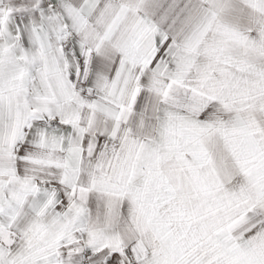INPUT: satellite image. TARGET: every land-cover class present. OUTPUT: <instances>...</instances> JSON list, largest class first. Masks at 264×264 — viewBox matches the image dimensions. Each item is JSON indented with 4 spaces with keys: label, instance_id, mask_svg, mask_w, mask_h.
Instances as JSON below:
<instances>
[{
    "label": "snow or ice",
    "instance_id": "6c2138e0",
    "mask_svg": "<svg viewBox=\"0 0 264 264\" xmlns=\"http://www.w3.org/2000/svg\"><path fill=\"white\" fill-rule=\"evenodd\" d=\"M0 264H264V0H0Z\"/></svg>",
    "mask_w": 264,
    "mask_h": 264
}]
</instances>
